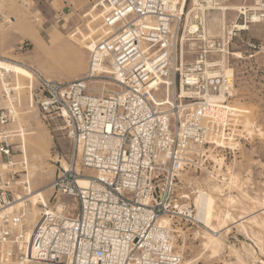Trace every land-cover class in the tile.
Here are the masks:
<instances>
[{"label":"built area","instance_id":"built-area-1","mask_svg":"<svg viewBox=\"0 0 264 264\" xmlns=\"http://www.w3.org/2000/svg\"><path fill=\"white\" fill-rule=\"evenodd\" d=\"M106 5V36L90 49L83 77L58 82L26 68L29 105L61 121L72 146L67 169L50 185L53 203L38 204V224L15 208L29 190L24 180L17 195L6 130L13 116L7 94L0 97V264H21L26 251L38 264H181L171 226L159 222L191 217L178 195L181 175L205 170L216 120L233 96L221 62L209 57L224 53L228 42L206 39L201 25L192 26L196 56L182 64L172 33L182 15L170 0ZM203 6L215 7V0H201ZM240 11L245 20L237 32L264 20V0ZM163 92L161 101L156 95ZM64 197L75 200V214Z\"/></svg>","mask_w":264,"mask_h":264},{"label":"rangeland","instance_id":"rangeland-1","mask_svg":"<svg viewBox=\"0 0 264 264\" xmlns=\"http://www.w3.org/2000/svg\"><path fill=\"white\" fill-rule=\"evenodd\" d=\"M170 1L182 15L172 28L177 51L182 49V64L196 56L187 31L201 25L206 39L227 40L224 53L209 57L231 71L233 84L224 124L212 132L205 170L181 175L178 195L192 213L189 219L169 222L174 250L181 264H264V20L240 32L233 29L245 20L240 10L253 7L255 0H215V7L201 10L197 7L201 0ZM106 9V0H5L0 4V59L23 64L50 80L80 79L90 49L106 36ZM28 37L37 42V49ZM0 74L2 100L6 101L7 85L14 89L7 94L11 105L5 107L13 116L6 130L11 133L17 195L26 180L32 191L48 187L44 196L51 205L49 187L67 168L71 141L61 121L44 119L29 105L24 70L0 65ZM156 97L164 101L165 92ZM63 200L75 206L74 199ZM205 201L212 215L207 224L201 220ZM27 203L22 209L31 225L39 220V202L32 197ZM70 210L71 216L76 207ZM211 236L214 244L208 243Z\"/></svg>","mask_w":264,"mask_h":264},{"label":"bare ground","instance_id":"bare-ground-1","mask_svg":"<svg viewBox=\"0 0 264 264\" xmlns=\"http://www.w3.org/2000/svg\"><path fill=\"white\" fill-rule=\"evenodd\" d=\"M195 3H197L196 1H195ZM171 7L173 8V10L174 11H177L178 12V10H177V4H175V3H172L171 2ZM107 10V9H106ZM220 10H222V9H220ZM107 12V11H106ZM179 15H180V13H178ZM103 16H104V14H103ZM211 28V27H210ZM222 28V27H221ZM195 29V27H192L191 28V30H194ZM29 38V41L32 43V45L34 46V48L35 49H37V47H38V44H37V42L34 40V39H32L31 37H28ZM0 65H7V66H13V67H17L18 69H20V70H24L25 71V73L27 74V76H26V74H25V76L27 77V78H29V74H28V72L26 71V68H28V67H26L25 65H23V64H16V62H14V61H6V60H2V59H0ZM222 69H223V67H222ZM223 72H224V74L228 77V78H231V71L230 70H227V69H224L223 70ZM3 78V76H2V74H0V79H2ZM168 90H169V88H168ZM171 90V89H170ZM6 91V90H5ZM8 92L9 91H6L5 93H7L8 94ZM182 92H183V90H182ZM167 94H168V92H167ZM171 95H173V90H171ZM215 98H217V99H222L223 100V97L220 95V96H216ZM220 99V100H221ZM8 103V102H7ZM162 104H165V103H162ZM8 106H10L11 105V101H10V99H9V103L7 104ZM8 110V109H7ZM224 119H225V111H221L220 112V114H219V117H218V119L216 120L217 121V124H219V125H221V124H224ZM20 138H21V143H22V149H23V152H25V138H24V135L23 134H20ZM12 165H13V163H12ZM66 168V167H65ZM67 169V168H66ZM78 185H80V186H85L86 185V181L84 180V179H79L78 180ZM50 188V187H49ZM28 190H29V193L26 195V196H24L23 198H21V199H18V200H16L15 201V207L16 208H24L25 206H26V208H28V199L29 198H32V197H35L37 200H38V202L39 203H42V204H46V198H45V196H44V193L46 192V190H48V187L46 188H41V189H39V190H36V191H32L31 190V187L29 186L28 187ZM214 190V189H213ZM215 190H216V188H215ZM197 201V200H196ZM197 204V203H196ZM197 206H199V205H197ZM200 213V212H199ZM212 217V215H211V212L209 211V209H208V206H207V201H205L204 202V204H203V214H202V217H201V220L205 223V224H207V220L209 219V218H211ZM39 221H40V219L37 221V223L36 224H38L39 223ZM159 225L160 226H168L169 225V221L167 220V219H161V221L159 222ZM206 226V225H205ZM208 227H209V229H211V230H214V228L211 226V225H208ZM212 233H216V232H213L212 231ZM215 239L216 238H214V237H209V239H208V243L209 244H214L215 243ZM31 253H30V251H26L25 252V258H24V260H23V262L21 263V264H28L29 262H31Z\"/></svg>","mask_w":264,"mask_h":264}]
</instances>
